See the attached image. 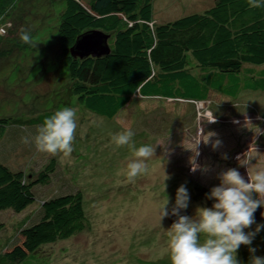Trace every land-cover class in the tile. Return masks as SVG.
<instances>
[{"label": "rangeland", "instance_id": "obj_1", "mask_svg": "<svg viewBox=\"0 0 264 264\" xmlns=\"http://www.w3.org/2000/svg\"><path fill=\"white\" fill-rule=\"evenodd\" d=\"M53 2L61 4L60 0ZM195 2L201 7L210 3L181 0L186 5L183 10L190 11L189 6ZM26 3L18 2L22 6ZM41 4L42 0H30L26 13H34L36 21L55 24L54 30L39 25L32 45L40 48L37 52H30L22 41H14L20 31L0 35V44L12 43L10 51L7 47L0 51V118L30 115L51 106L72 107L77 112L78 127L74 150L67 157L39 152L34 142H21L24 136L33 137L37 128L12 126L2 133L0 158L28 178H35L50 159H55L48 183H38L34 188V204L20 213L0 212L4 223L0 242L12 236L3 251L16 245L14 255L21 260L22 251H26L22 242L27 237L35 246L41 243L31 230L39 218L41 201L79 191L86 229L67 239L39 245L34 257L42 262L34 260L31 264H171L168 228L172 223L166 217L161 222L159 219V209L167 199L170 209L177 189L184 185L190 196L187 216L194 217L198 207H211L215 202L206 199V194L219 185L220 173L235 168L247 180V168L240 166L237 157H254L251 170L264 169V91L248 89L235 97L212 94L210 102L194 104L135 96L114 118L102 117L74 100L60 62L62 55L53 40L58 16L50 5L47 21L40 19L37 10ZM22 28L31 30L26 24L19 30ZM190 66L194 73L200 72L193 60ZM231 102L237 105L231 106ZM233 120L240 122L235 124ZM127 129L135 133L136 148L155 147V155L146 162V172L134 182L127 180V165L135 159L133 150L128 146L117 148L111 142L113 134ZM216 141L220 144L214 148ZM194 165L198 166L195 172ZM257 225L264 223L255 219L245 232L255 231ZM250 247L256 249L255 256L264 257V228L251 245H241L237 253L240 264H251Z\"/></svg>", "mask_w": 264, "mask_h": 264}, {"label": "trees", "instance_id": "obj_2", "mask_svg": "<svg viewBox=\"0 0 264 264\" xmlns=\"http://www.w3.org/2000/svg\"><path fill=\"white\" fill-rule=\"evenodd\" d=\"M19 1L0 0V35L14 34L23 24L32 30H28L32 37L40 24L54 30L55 22L36 21L34 13H26L30 0H23L24 6ZM53 1L42 0L37 12L47 21L53 5L58 16L53 40L62 55L71 94L80 106L97 115L114 118L135 96L194 104L210 102L212 94L235 97L248 89L264 91V7L250 8L247 0H213L210 6L190 13L182 7L181 16L161 23L154 19L153 0ZM89 29L109 35V53L72 57L69 48ZM14 41L21 42L18 35ZM10 44H0V51L4 47L10 51ZM25 46L30 52L40 49ZM191 60L199 73H194ZM58 109L51 106L30 115L0 118V138L12 126L36 129ZM54 164L52 158L35 178H28L0 158V212L20 213L34 204V188L48 183ZM86 222L79 191L45 199L31 229L41 243L35 246L29 237L21 241L26 251L16 260V245L5 251L12 239L7 236L0 242V264H31L39 245L82 232ZM3 226L0 221V229Z\"/></svg>", "mask_w": 264, "mask_h": 264}, {"label": "clouds", "instance_id": "obj_3", "mask_svg": "<svg viewBox=\"0 0 264 264\" xmlns=\"http://www.w3.org/2000/svg\"><path fill=\"white\" fill-rule=\"evenodd\" d=\"M250 8L264 7V0H247ZM20 40L33 45L31 33L21 29ZM77 112L72 107H63L46 117L36 129L33 137L24 136L21 142L35 144L39 152L52 156L63 154L67 157L73 152V142L77 131ZM131 129L113 134L111 142L117 147L128 146L134 157L127 165V180L135 178L147 170V160L155 155V147L142 145L135 147ZM216 141L214 148L218 147ZM224 158H227L226 156ZM254 157H237L240 166L247 168V180L241 173L230 168L219 174L220 183L206 194V199L215 201L211 207H198L194 217L182 215L189 205L187 188L181 185L176 192L175 204L169 212V200L159 209L160 222L172 215L176 220L168 228V249L171 264H240L237 253L241 245L249 246L255 235L264 228L257 225L255 231L245 232L255 223L254 213L264 207V169L251 170ZM196 165L192 171L197 170ZM167 179V177H166ZM264 216V213H262ZM252 253L251 264H264V257Z\"/></svg>", "mask_w": 264, "mask_h": 264}, {"label": "water", "instance_id": "obj_4", "mask_svg": "<svg viewBox=\"0 0 264 264\" xmlns=\"http://www.w3.org/2000/svg\"><path fill=\"white\" fill-rule=\"evenodd\" d=\"M109 35H106L100 30L89 29L78 35L69 48V53L72 57L85 58L88 56L99 57L109 53L110 49L108 46ZM172 207L169 209L171 212ZM264 207L257 208L254 213V218L256 220L262 221L264 223ZM182 215H188V210H182ZM168 221L173 223L176 220L175 216L169 215L166 217Z\"/></svg>", "mask_w": 264, "mask_h": 264}, {"label": "crops", "instance_id": "obj_5", "mask_svg": "<svg viewBox=\"0 0 264 264\" xmlns=\"http://www.w3.org/2000/svg\"><path fill=\"white\" fill-rule=\"evenodd\" d=\"M153 0V10H154V19L156 18L159 22H168L175 18H178L183 14V11L181 10L182 7L186 8L185 4H181V0ZM210 3L207 6H210L212 4L213 0H209ZM185 5V6H183ZM201 7V3L195 2L193 3L191 7V10L187 13L194 12L195 7ZM206 6V7H207ZM205 7V6H204ZM199 8V9H200ZM186 11V10H184ZM4 149V148H3ZM0 157L2 158V155L0 153ZM7 165V164H6ZM11 169H14L13 167L9 166Z\"/></svg>", "mask_w": 264, "mask_h": 264}, {"label": "bare ground", "instance_id": "obj_6", "mask_svg": "<svg viewBox=\"0 0 264 264\" xmlns=\"http://www.w3.org/2000/svg\"><path fill=\"white\" fill-rule=\"evenodd\" d=\"M234 121H235V120H233L232 122H234ZM239 122H240V120H239V121H237V122H234V123L236 124V123H239Z\"/></svg>", "mask_w": 264, "mask_h": 264}]
</instances>
